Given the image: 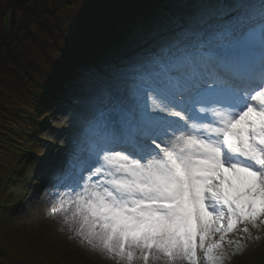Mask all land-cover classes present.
<instances>
[{
  "label": "snow or ice",
  "instance_id": "6c2138e0",
  "mask_svg": "<svg viewBox=\"0 0 264 264\" xmlns=\"http://www.w3.org/2000/svg\"><path fill=\"white\" fill-rule=\"evenodd\" d=\"M259 17V61L233 79L145 81L123 141L101 134L87 174L53 202L70 231L126 264H222L228 234L264 224V5Z\"/></svg>",
  "mask_w": 264,
  "mask_h": 264
},
{
  "label": "trees",
  "instance_id": "16d2710c",
  "mask_svg": "<svg viewBox=\"0 0 264 264\" xmlns=\"http://www.w3.org/2000/svg\"><path fill=\"white\" fill-rule=\"evenodd\" d=\"M9 1L2 9L0 0V264H82L44 250L38 240L31 247L9 208L22 177L28 185L39 179L37 174L30 177L34 161L18 151L26 138L22 133L48 132L40 124L52 112L44 87L78 66V59L102 54L111 46L123 50L126 39L121 35L137 33L128 25L141 16L156 25V18L167 20L170 13L185 18L197 5L195 0ZM9 10L12 30L5 34L1 21ZM111 38L115 40L108 45ZM7 214L10 221L5 224Z\"/></svg>",
  "mask_w": 264,
  "mask_h": 264
},
{
  "label": "rangeland",
  "instance_id": "374dc122",
  "mask_svg": "<svg viewBox=\"0 0 264 264\" xmlns=\"http://www.w3.org/2000/svg\"><path fill=\"white\" fill-rule=\"evenodd\" d=\"M9 2V0H2L1 8H5ZM50 3L56 2L54 1ZM10 13V10L6 11V15L2 21L1 27L4 31L7 30V26H9ZM120 79L121 77L118 75L110 81L112 83L116 81L120 82ZM125 91L120 90L119 94L126 97ZM142 97H144V94L142 96H137L135 100H132V105L136 108L140 103L146 106L148 103ZM66 141L69 147L63 152V154L69 155V153L72 154L77 150L72 143L74 142V135H70ZM54 201L55 200L53 198H51L50 201L47 197H45V195L40 198V201H37L36 198L33 200V204L26 214L27 216L20 219L23 236L26 237V241H31V247H34L33 242L38 240L40 241L38 246H41L44 250L63 252L62 254H65L67 257H71L77 261H81L82 264H124V261H121L118 258L110 257L106 253L100 252L98 249H93L85 241H82L73 231H70L68 226L63 223L62 217L52 212ZM229 237L230 235L228 234L226 241L224 242V245L228 246L224 247L226 251L222 264H230V262L236 257H238L236 260H240L242 259L240 255L243 254L244 257L250 255L251 253H253L252 256L256 254L255 246L246 243L243 239H240L242 240L240 241V246L237 244L235 245V242L233 241H235V239H239L238 237H233L234 240L231 241L232 243L225 244L229 240ZM234 245L237 247L236 249L234 248L232 251L233 255L230 256L229 251L234 247ZM16 263L23 264L21 260H17ZM139 264H142V262L139 261Z\"/></svg>",
  "mask_w": 264,
  "mask_h": 264
},
{
  "label": "bare ground",
  "instance_id": "6f19581e",
  "mask_svg": "<svg viewBox=\"0 0 264 264\" xmlns=\"http://www.w3.org/2000/svg\"><path fill=\"white\" fill-rule=\"evenodd\" d=\"M259 38L261 37L259 36ZM157 264H166V262L164 260H161V261H158Z\"/></svg>",
  "mask_w": 264,
  "mask_h": 264
}]
</instances>
